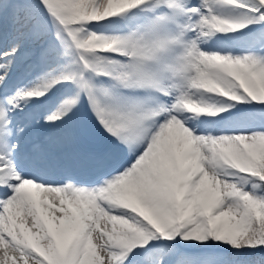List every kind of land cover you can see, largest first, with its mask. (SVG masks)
<instances>
[{
    "label": "snow or ice",
    "instance_id": "1",
    "mask_svg": "<svg viewBox=\"0 0 264 264\" xmlns=\"http://www.w3.org/2000/svg\"><path fill=\"white\" fill-rule=\"evenodd\" d=\"M0 264H264V0H0Z\"/></svg>",
    "mask_w": 264,
    "mask_h": 264
},
{
    "label": "rangeland",
    "instance_id": "2",
    "mask_svg": "<svg viewBox=\"0 0 264 264\" xmlns=\"http://www.w3.org/2000/svg\"><path fill=\"white\" fill-rule=\"evenodd\" d=\"M252 118V114L251 113H246V112H242L240 113V115L235 118V122L236 123H243L245 121H247L248 119ZM83 126L87 129V131L89 132V134L91 135V137L93 139H95L97 142L103 143L104 140L102 138H100L97 134H95L91 128V126L86 125L83 121H81ZM92 126L95 127L96 125L93 124L92 122Z\"/></svg>",
    "mask_w": 264,
    "mask_h": 264
},
{
    "label": "trees",
    "instance_id": "3",
    "mask_svg": "<svg viewBox=\"0 0 264 264\" xmlns=\"http://www.w3.org/2000/svg\"><path fill=\"white\" fill-rule=\"evenodd\" d=\"M92 119L95 121V118L92 116ZM98 133H100L101 135H103L104 136V134H103V132H102V130L101 129H98Z\"/></svg>",
    "mask_w": 264,
    "mask_h": 264
}]
</instances>
